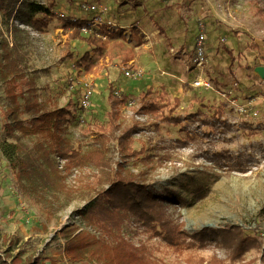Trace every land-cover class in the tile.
I'll return each instance as SVG.
<instances>
[{
  "label": "rangeland",
  "instance_id": "rangeland-1",
  "mask_svg": "<svg viewBox=\"0 0 264 264\" xmlns=\"http://www.w3.org/2000/svg\"><path fill=\"white\" fill-rule=\"evenodd\" d=\"M29 3L54 4L56 17L43 31L21 15ZM90 4L107 7L104 25L82 35L100 39V55L86 41L69 43L61 29L66 18L92 23L97 15L87 10ZM109 20L117 29L103 39ZM202 33L207 37L208 63L199 69L193 46ZM2 45L18 60V72L6 78L0 66V264H12L17 257L23 264L37 260L39 264H104L97 257L104 254L102 243H113L112 237L80 218L78 210L86 201L76 198L63 207V193L60 204L46 208L12 171L3 145L20 143L32 149L39 140L7 131L8 124L14 125L8 114L13 105L8 93L12 78L18 85L20 119L30 124L24 106L35 99L44 110H66L69 115L61 135L82 151L94 146L88 126L108 123L110 89L128 97L120 127L133 130V149L145 153L127 159L125 168L144 175L141 180L153 189L179 196L182 201L169 210L182 230L192 236L204 229L239 226L243 237L256 235L264 244V0H0L1 51ZM88 52L97 68L80 73L75 64ZM69 54L74 58L64 60ZM127 58L134 60L133 65L126 64ZM125 70L140 75L130 76ZM200 78L209 80L213 89L193 87ZM88 88L92 98L86 108L81 102ZM150 88L154 97L164 93L170 101L181 98L173 113L181 119L180 125L149 118L142 111L140 95ZM218 108L223 117L214 129L205 121L216 119ZM110 157L114 164L123 161L116 143ZM58 164L62 168V161ZM97 179L95 170L85 168L70 175L67 184L76 196H84ZM67 226L101 240L82 262H72L64 251L61 231ZM122 234L138 248L145 245L155 264H264V245L234 262L229 249L210 234L205 235L204 248H177L161 238L150 239L131 221Z\"/></svg>",
  "mask_w": 264,
  "mask_h": 264
},
{
  "label": "trees",
  "instance_id": "trees-1",
  "mask_svg": "<svg viewBox=\"0 0 264 264\" xmlns=\"http://www.w3.org/2000/svg\"><path fill=\"white\" fill-rule=\"evenodd\" d=\"M1 1L2 3L7 2V0ZM36 14L40 16L34 18ZM21 15L26 17L39 31L46 29L56 17L54 4L46 7L29 3L26 11H22ZM62 21L61 29L64 34L68 35L69 43L79 40L86 41L89 45L96 47V54L102 53L103 47H98L101 43L100 39L92 38L91 35L87 39L82 36L85 34L81 32V28L88 26L90 22L74 17ZM1 49L0 66L4 76L6 78L15 76L18 72V60H14L15 56L7 45H2ZM68 58L73 59L74 56L69 54L64 57V60ZM129 61L126 59L127 65ZM75 68L81 71L80 73L90 74L97 68V63L92 54L88 52L76 62ZM10 81L12 83L9 84L8 93L13 105L8 109V114L12 117L14 125L8 124L7 131L10 135H15L16 131H19L27 137L37 136L39 140L32 149L25 144L5 143L2 147L5 158L17 179L24 188L30 190L38 204L53 210L57 204H60L63 193L66 196V203L63 207H67L76 198L86 201L84 207L78 210L82 221L113 239L112 244L102 243L105 248L104 254L97 256L104 264H155L149 257L145 245L138 248L124 239L122 232L127 222L130 221L141 228L148 238H161L168 245L177 248H180V245L186 247L195 245L204 248L206 247L205 235L210 234L211 239L229 249L230 257L234 262L243 261L250 250L260 249L264 245L259 236L243 237L244 231L239 226L204 229L192 236L186 234L169 210L171 204H179L182 201L179 196L170 191H167L165 195L153 189L141 180L144 175H136L125 168L127 159H137L145 153L144 150L135 151L133 149L135 143L133 130H122L120 127L121 109L128 104V97L119 95L114 88L110 89L108 123L106 126L95 124L88 126V131L95 136L94 146L87 151H82L76 149L70 140L61 135L63 123L69 115L66 110H44L35 99L32 102H26L24 106L25 112L31 116L30 124L27 125L20 119L17 81L15 78ZM185 90L188 91L189 88L186 87ZM153 95L152 88L140 95L142 111L149 118L180 125L181 119L173 116V113L180 107L181 98H174L170 101L164 93L158 97ZM213 116H217L216 119L205 121V123L217 129L222 121V109L218 108ZM188 138L186 136V139ZM114 143L118 146L123 160L115 164L110 157ZM58 160L62 161V168ZM85 168L95 170L98 179L95 184H91L90 194L76 196L77 191L67 184V179L75 171ZM61 234L65 239L64 251L75 263L84 261L90 249L101 242L88 231L78 232L75 226L65 227ZM262 251L264 252V248ZM12 264H23V261L17 257ZM26 264H39V261H30Z\"/></svg>",
  "mask_w": 264,
  "mask_h": 264
},
{
  "label": "built area",
  "instance_id": "built-area-1",
  "mask_svg": "<svg viewBox=\"0 0 264 264\" xmlns=\"http://www.w3.org/2000/svg\"><path fill=\"white\" fill-rule=\"evenodd\" d=\"M87 10L94 11L96 13V17L88 26H84L81 28V32L83 34L91 33V30L96 27L100 29V25H104V20L102 15L107 13V7L103 6L102 4H90V7H87ZM61 17H65L64 14ZM107 31L106 34L102 36L103 39H108L109 35L117 29V25L115 22L109 20L107 23ZM91 25V27H90ZM206 41L207 37L205 34H200L195 45L193 46V53H194V63L195 67L199 69L204 68L205 65L208 63V57L206 53ZM125 73L130 76H139L140 72H136L135 70H125ZM193 87H201L206 89H213L211 82L207 79L200 78L195 80L192 84ZM92 98V91L88 88L82 97V106L88 108L91 104ZM241 111H245L244 108ZM256 115V114H255Z\"/></svg>",
  "mask_w": 264,
  "mask_h": 264
},
{
  "label": "crops",
  "instance_id": "crops-1",
  "mask_svg": "<svg viewBox=\"0 0 264 264\" xmlns=\"http://www.w3.org/2000/svg\"><path fill=\"white\" fill-rule=\"evenodd\" d=\"M121 28H123V27H121ZM127 59H129V58H127ZM130 61H129V63L128 64H131V65H133V62H134V60L133 59H129Z\"/></svg>",
  "mask_w": 264,
  "mask_h": 264
},
{
  "label": "water",
  "instance_id": "water-1",
  "mask_svg": "<svg viewBox=\"0 0 264 264\" xmlns=\"http://www.w3.org/2000/svg\"><path fill=\"white\" fill-rule=\"evenodd\" d=\"M261 74L264 76V72H261Z\"/></svg>",
  "mask_w": 264,
  "mask_h": 264
}]
</instances>
